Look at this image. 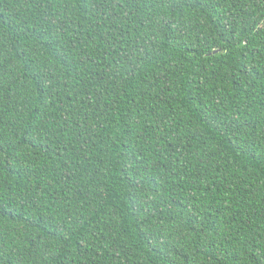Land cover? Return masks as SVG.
Segmentation results:
<instances>
[{
	"label": "trees",
	"instance_id": "obj_1",
	"mask_svg": "<svg viewBox=\"0 0 264 264\" xmlns=\"http://www.w3.org/2000/svg\"><path fill=\"white\" fill-rule=\"evenodd\" d=\"M0 264H264V0H0Z\"/></svg>",
	"mask_w": 264,
	"mask_h": 264
}]
</instances>
